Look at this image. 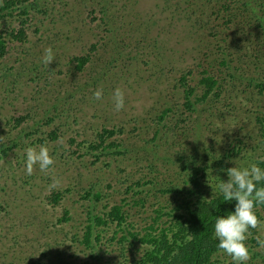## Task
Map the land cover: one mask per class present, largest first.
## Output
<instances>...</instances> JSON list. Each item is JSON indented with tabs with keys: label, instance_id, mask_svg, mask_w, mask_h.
Wrapping results in <instances>:
<instances>
[{
	"label": "rangeland",
	"instance_id": "obj_1",
	"mask_svg": "<svg viewBox=\"0 0 264 264\" xmlns=\"http://www.w3.org/2000/svg\"><path fill=\"white\" fill-rule=\"evenodd\" d=\"M191 11L183 0L16 1L4 20L16 29L26 19L25 39H6V52L0 58V264H82L86 251L74 249L72 234L81 228L85 210L94 201L98 206L105 201L96 200L95 191L101 195L114 191L120 202H128L125 208L130 219H137L130 197L138 195L126 194L125 187L131 183L123 181V174L143 163L156 166L159 179L169 172L174 157L188 151L190 139L184 136L188 129L173 128L177 113L165 116L170 118L164 129L151 125L150 119L159 114L162 102L180 100L174 76L164 73L167 66L193 68L204 63L205 30L194 27L192 15H187ZM207 15L199 17L204 21ZM214 23L208 19L206 26ZM46 48L54 56L48 65L41 62ZM85 55L88 62L78 71L71 58ZM212 57L206 55V60ZM240 64L252 67L247 59ZM248 73V78L256 80L254 71ZM227 83L228 92L216 105L222 112L214 114L215 109L209 107L208 122L198 134L204 140H219L221 151L235 147L237 136L256 146L260 136L255 116L264 98L253 86ZM115 88L124 97L119 111L113 104ZM97 89L102 95L94 99ZM101 111L105 122L99 117ZM18 116L25 119L16 124L13 119ZM101 127L120 129L104 139V145L117 142L119 146L107 147L104 154L95 152L96 161L91 155L80 159L60 155L71 137L84 147L98 144ZM41 145L47 147L52 164L43 171L33 164L29 175L25 150ZM260 147L243 150L256 158L263 150ZM117 150L125 154L117 157L113 154ZM82 151L87 154L89 150ZM235 158L234 165L241 163ZM55 190L63 191L64 198L52 206L45 197ZM87 190L86 197L80 196ZM63 208L70 219L59 223ZM145 210L147 215L150 208ZM257 231L264 239V218ZM255 250L257 255L248 262L260 264L264 247Z\"/></svg>",
	"mask_w": 264,
	"mask_h": 264
},
{
	"label": "trees",
	"instance_id": "obj_2",
	"mask_svg": "<svg viewBox=\"0 0 264 264\" xmlns=\"http://www.w3.org/2000/svg\"><path fill=\"white\" fill-rule=\"evenodd\" d=\"M16 1L4 0L0 5V58L6 52V39H25L26 19L16 29H10L4 20L7 16L10 17L8 14ZM183 2L188 9L192 7L194 10L186 13L192 15L194 27L199 31L205 30L203 47L206 50L202 52L204 63L195 64L193 68L167 66L164 73L174 76L181 92L180 100L176 103L162 102L159 114L150 121L151 125L164 129L166 120L170 118L165 116L177 113L173 128L175 131L188 129L189 134H184L190 139L188 151L174 157L168 166L169 172L165 170L166 173L159 179H156V166L143 163H136L135 168L123 174V181L131 183L125 187L126 194L138 195L130 197L136 208L133 212L136 213V220L132 216L130 219V213L126 212L125 206L128 202H120L114 191L109 190L110 193L102 195L95 191L96 200L105 201L100 206L94 201L85 210L81 228L72 234L76 243L74 249L86 251L87 259L82 264H233L231 257L216 247L213 224L217 215H224L227 214L226 211L232 210L234 201H223L222 196L217 194L216 185L220 180L227 179V168L250 164L249 159H253V162L264 161V104L260 105L255 116L260 136L256 146L242 140L244 137L237 136L233 139L236 142L235 147L221 151L219 140H204L198 132L206 124L205 121L208 122L209 107L215 109L214 114L222 112L216 105L226 95L227 82L238 81L239 84L253 86L257 94L264 98V0ZM41 11L43 10H39ZM21 14L24 15L25 11H21ZM201 14H208L207 20H201ZM181 16L183 14L180 19ZM208 19L215 20V23L207 27ZM186 38L188 39V35ZM206 55L213 57L206 60ZM244 59L251 61L252 67L242 68L240 62ZM71 61L76 63L79 71L88 62V55L74 56ZM250 70L256 74V80L252 79L253 76L248 78ZM231 89L233 90L232 86ZM163 92L168 93L166 86ZM99 117L104 119L103 122L107 120L103 111ZM24 119L18 116L13 120L17 124ZM178 123L182 124L177 128ZM114 128L101 127L96 136L99 143H90L88 147L71 137L70 145L62 148L60 155L69 159L91 155L92 161H96L98 156L95 152L104 154L107 147L119 146L117 142L104 145V139L107 140L120 130ZM261 145L263 150L256 158L243 150L247 147L248 150L255 151V147L261 148ZM86 148L93 153H84L82 149ZM113 154L121 157L125 153L117 150ZM235 156L241 163L234 165ZM165 161L168 164V160ZM259 166L264 167V162ZM170 172L174 173V177H171ZM147 185L151 187L146 188ZM88 193L90 190L80 196L86 197ZM63 198L64 192L55 190L45 197V201L55 206ZM146 205L150 208L147 215ZM255 212L259 224L264 218V204L256 207ZM69 219V211L63 208L57 222L62 223ZM258 224L256 228L248 230L245 240L251 261L257 255L255 248L258 246ZM246 264L255 263L247 260ZM260 264H264V258Z\"/></svg>",
	"mask_w": 264,
	"mask_h": 264
},
{
	"label": "clouds",
	"instance_id": "obj_3",
	"mask_svg": "<svg viewBox=\"0 0 264 264\" xmlns=\"http://www.w3.org/2000/svg\"><path fill=\"white\" fill-rule=\"evenodd\" d=\"M51 48L44 50L41 62L48 65L53 59ZM102 90L93 93L94 99H99ZM114 109L119 111L124 106L123 93L119 88L113 90ZM256 161L248 166L236 165L226 169V180H220L216 185L217 194L225 202L234 201L231 211L217 215L213 224V238L217 240L216 247L225 255L230 256L233 264H246L249 250L245 240L250 228H256L258 218L255 208L264 204V167ZM26 173L31 174L32 165L37 164L41 171L52 164L46 146L27 147L25 150ZM259 247H264V239L257 238Z\"/></svg>",
	"mask_w": 264,
	"mask_h": 264
}]
</instances>
